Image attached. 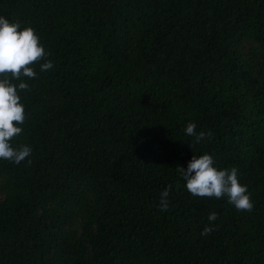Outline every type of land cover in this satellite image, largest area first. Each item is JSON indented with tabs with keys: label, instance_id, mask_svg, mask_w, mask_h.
Returning <instances> with one entry per match:
<instances>
[{
	"label": "trees",
	"instance_id": "1",
	"mask_svg": "<svg viewBox=\"0 0 264 264\" xmlns=\"http://www.w3.org/2000/svg\"><path fill=\"white\" fill-rule=\"evenodd\" d=\"M0 16L53 62L20 93L31 163L0 159V264H264V0H0ZM190 121L211 136L191 146ZM205 152L252 211L183 186Z\"/></svg>",
	"mask_w": 264,
	"mask_h": 264
},
{
	"label": "clouds",
	"instance_id": "2",
	"mask_svg": "<svg viewBox=\"0 0 264 264\" xmlns=\"http://www.w3.org/2000/svg\"><path fill=\"white\" fill-rule=\"evenodd\" d=\"M50 53L40 42L38 35L31 26H22L20 21H10L0 16V159L14 164L25 160L31 163L32 147L21 143L13 145L12 141L22 132V125L27 119L25 105L22 103L20 93L30 91L26 82L35 79L40 72L53 68L52 60L48 59ZM184 134L192 138V143L199 144L211 136L210 132L197 131L194 122H188ZM177 171L184 181L187 191L200 198L221 199L226 197L229 204L234 205L238 211H252L254 204L246 185L239 182L238 169L232 167L218 168L214 157L205 152L202 155L193 154L187 167L179 166ZM179 187V185H177ZM172 185H167L161 192L158 209L167 211L169 195ZM217 213L211 212L208 220L215 221ZM214 231L207 225L201 235Z\"/></svg>",
	"mask_w": 264,
	"mask_h": 264
}]
</instances>
